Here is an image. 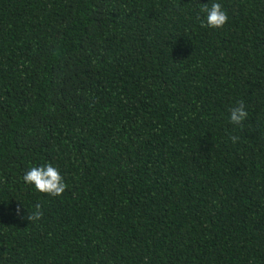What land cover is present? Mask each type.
Wrapping results in <instances>:
<instances>
[{
    "label": "trees",
    "instance_id": "16d2710c",
    "mask_svg": "<svg viewBox=\"0 0 264 264\" xmlns=\"http://www.w3.org/2000/svg\"><path fill=\"white\" fill-rule=\"evenodd\" d=\"M0 264H264V0H0Z\"/></svg>",
    "mask_w": 264,
    "mask_h": 264
},
{
    "label": "clouds",
    "instance_id": "9594fccd",
    "mask_svg": "<svg viewBox=\"0 0 264 264\" xmlns=\"http://www.w3.org/2000/svg\"><path fill=\"white\" fill-rule=\"evenodd\" d=\"M201 12L206 13V21L202 23V26L212 29H222L228 21L227 13L219 3H212L210 8L207 4H203ZM247 116L248 113L244 108L243 101L237 102V106L230 109V122L234 125L242 126ZM231 139L235 143L239 138L233 136ZM23 180L27 185L34 186L37 192L52 197L61 196L67 188L59 170L51 163L39 167H32L25 173ZM16 215L21 216V208L17 207ZM42 217L43 212L41 211V206L37 204L35 210L31 214H28L27 219L30 222H34L40 220Z\"/></svg>",
    "mask_w": 264,
    "mask_h": 264
}]
</instances>
